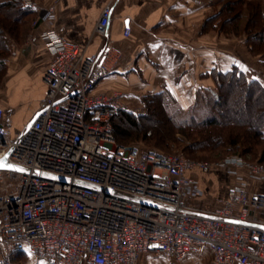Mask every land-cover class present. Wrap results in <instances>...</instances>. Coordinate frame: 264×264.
<instances>
[{
  "label": "built area",
  "instance_id": "obj_1",
  "mask_svg": "<svg viewBox=\"0 0 264 264\" xmlns=\"http://www.w3.org/2000/svg\"><path fill=\"white\" fill-rule=\"evenodd\" d=\"M23 4L36 10L32 0ZM111 15L109 4L98 23L102 35ZM55 21L46 10L34 22L52 54L43 77L46 109L17 143L22 131L10 136L0 105V159L13 147L10 162L27 170H0V264H13L15 253L43 264H140L149 253L182 263L205 247L213 264H264V196L254 191L264 182V165L118 145L112 120L124 105L96 88L119 55L106 49L85 56L53 29ZM130 35L128 27L124 36ZM192 169L233 179L226 201L211 213L185 206L202 195L187 176Z\"/></svg>",
  "mask_w": 264,
  "mask_h": 264
},
{
  "label": "crops",
  "instance_id": "obj_2",
  "mask_svg": "<svg viewBox=\"0 0 264 264\" xmlns=\"http://www.w3.org/2000/svg\"><path fill=\"white\" fill-rule=\"evenodd\" d=\"M229 0H35L36 12L52 10L56 14L53 29L68 42L77 45L85 56L108 49L119 55L112 75L101 81L97 93L117 94L124 111L136 112L144 99L170 91L178 103L188 109L196 103L200 91L215 90L212 72L238 69L264 84V62L249 53L244 33L224 34L216 28L219 14ZM112 6L106 35L98 31L102 10ZM129 37L124 36L126 28ZM41 30L47 26L41 24ZM52 54L33 29L22 46L12 50L7 76L0 88V105L5 125L13 138L24 129L41 108L47 94L43 77ZM15 136V137H16ZM187 176L198 182L202 195L185 199L188 210L208 214L227 199L233 182L220 170L203 173L189 170ZM264 196V182L254 186ZM264 222V213L260 215ZM209 261H185L174 264H213L209 247L203 249Z\"/></svg>",
  "mask_w": 264,
  "mask_h": 264
},
{
  "label": "trees",
  "instance_id": "obj_3",
  "mask_svg": "<svg viewBox=\"0 0 264 264\" xmlns=\"http://www.w3.org/2000/svg\"><path fill=\"white\" fill-rule=\"evenodd\" d=\"M245 6H248L249 13L244 30L248 49L252 55L260 57L264 62V6L261 2L229 0L214 17L215 21H219L216 28L226 33H236L239 25L236 24L234 15L236 13L239 14L238 18H243L241 9ZM35 14V11L24 6L23 0L0 2V88L7 76L12 44L19 43L24 27L28 28L27 34L29 33ZM212 78L216 89L200 91L196 103L188 109L183 108L170 91L144 99L148 113L151 110L161 111L165 120L171 123L172 129L163 124V128L144 130L141 135L133 136L121 129L122 126L115 121L123 119L135 128L141 119L147 118L150 121L151 118L148 114L120 112L112 120L118 145L130 146L142 140L154 144L160 152L165 153L162 150L179 134L189 141L186 148L189 155L215 154L228 146H238L244 147L245 154H260L259 161L264 164V84L236 68L225 73L214 70ZM237 94H240L239 98L231 101L230 97ZM231 105L237 106V111L235 106L230 109ZM241 111L249 114L246 120L238 119L236 114ZM261 145L263 147L260 151L257 147ZM24 255L15 253L12 263L15 264L16 258Z\"/></svg>",
  "mask_w": 264,
  "mask_h": 264
},
{
  "label": "rangeland",
  "instance_id": "obj_4",
  "mask_svg": "<svg viewBox=\"0 0 264 264\" xmlns=\"http://www.w3.org/2000/svg\"><path fill=\"white\" fill-rule=\"evenodd\" d=\"M5 1V0H0V2ZM35 1V0H32ZM254 3L255 2H261L264 6V0H246V3ZM247 5V4H246ZM29 8V7H28ZM32 9L33 11H35L34 8H29ZM222 10V9H221ZM36 12V11H35ZM243 18H238V15H234L235 17V21L236 24H238V29L237 32H231V33H226L223 32L224 34H228V35H232V36H239V34L244 33L246 24H247V20L249 17V13H248V6H245L241 9ZM39 18V15L35 14V16L33 17L34 21L31 22L30 24V31L27 34V27L23 28V32L22 35L20 36V41L18 44H12L11 50L14 49V47L16 46H22L26 40L28 39V37L30 36L31 31L34 29V22ZM250 53V51H249ZM250 55H252L250 53ZM12 56V52L10 57ZM253 57H256L254 55H252ZM9 57V59H10ZM8 59V61H9ZM240 94H237L235 96H231L230 100L231 101H235L239 98ZM0 97H3L2 92L0 93ZM153 104H151L152 107ZM235 105H231L230 109L235 108L236 107V111H237V106ZM150 107V106H149ZM229 109V110H230ZM148 109H146V106L142 107L140 110L136 111V112H130V113H134L135 115H141V114H148V116L151 118L150 121L146 119H141L139 121V124L136 125V127H132L129 123H127L125 120H116L115 122L118 123V125H121V129L127 131L128 133L132 134L133 136H138L141 135V133L144 130H154L155 128H163L164 125L166 124L169 126L170 129L171 128V123L167 122L165 120V116L161 111H150L148 113L147 111ZM238 119L240 120H246L247 116L249 115L248 113H246V111H241L240 113L238 112L237 114ZM23 131V129L20 130V132ZM15 135H13V137H15ZM129 140V139H128ZM126 143H130V142H126ZM135 145H139L142 146L144 148H149V149H156L158 150V148H156V146L150 142H145L142 140H139L135 143H133ZM189 144L188 139L185 136L176 134L174 136V140L170 143H168L166 145V149L162 150L167 154H183L186 157L191 158L193 161H198V162H209V163H213V162H218V161H222L231 157H240L250 163H258L261 165H264L262 163H260L261 161H259L260 158V154L259 155H252V154H245V149L244 147H233V146H228L225 149H220L217 153L215 154H210V153H198L195 155H189L186 151L187 145ZM263 145L258 146L257 148L261 151L262 150ZM160 150V149H159ZM158 150V151H159ZM172 261H174L172 258L163 256L161 254H157V253H149V254H145L142 256L141 260H140V264H174ZM185 261H209V257L208 255L203 254V252L201 253V255L197 256V257H191ZM15 264H43L41 262H39L38 259H36L35 257L31 256V255H27L25 254L24 256H21L19 258H16L15 260Z\"/></svg>",
  "mask_w": 264,
  "mask_h": 264
},
{
  "label": "water",
  "instance_id": "obj_5",
  "mask_svg": "<svg viewBox=\"0 0 264 264\" xmlns=\"http://www.w3.org/2000/svg\"><path fill=\"white\" fill-rule=\"evenodd\" d=\"M64 99L57 101L55 104L60 103ZM45 109H46L45 107L40 108L35 113V115L32 117V119L27 123V125L25 126V128L23 129V131L21 132L19 137L15 140L16 143L20 141V139L24 136L26 131L34 124V122L40 117V115L45 111ZM12 152H13V147L6 153V155L3 158L0 159V165H3V166H0V170H12V171H17V172H27V170L25 168L10 162L9 157H10ZM81 185H83V184H81Z\"/></svg>",
  "mask_w": 264,
  "mask_h": 264
},
{
  "label": "snow or ice",
  "instance_id": "obj_6",
  "mask_svg": "<svg viewBox=\"0 0 264 264\" xmlns=\"http://www.w3.org/2000/svg\"><path fill=\"white\" fill-rule=\"evenodd\" d=\"M0 166H3V165H0Z\"/></svg>",
  "mask_w": 264,
  "mask_h": 264
}]
</instances>
